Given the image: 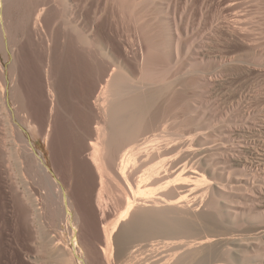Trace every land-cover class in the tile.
I'll return each mask as SVG.
<instances>
[{
    "label": "bare ground",
    "instance_id": "bare-ground-1",
    "mask_svg": "<svg viewBox=\"0 0 264 264\" xmlns=\"http://www.w3.org/2000/svg\"><path fill=\"white\" fill-rule=\"evenodd\" d=\"M247 21V0H0V74L4 76L6 83L7 75L1 72V52L4 53V59L9 60V72H13L17 69L18 61L13 41L20 40L19 47H24V38L28 41V49L35 55L38 66H42L41 69L38 67L40 74L52 73L62 83L70 77L73 83H81L83 86L81 94L76 97L80 102L76 104H81L86 113L85 138L79 139L80 146L85 155L98 160L99 175L105 177L107 186L113 187L117 195L122 196H117L120 198L116 212L112 213L116 219L111 215V219H115H112V223L108 215L112 225L106 221L105 224L108 223L111 227L102 228L100 240L107 246L106 250L110 251L107 245L108 232L111 228L113 231V225L117 223L114 251L117 257H124L127 264L139 261L146 250L144 261L149 260L148 264H264V205L256 207L259 204L257 201L256 206L254 205L257 197L264 199V177L261 176L262 180H258L259 182L252 180L253 196L251 195L252 204L249 202V207L247 179L243 181V176L254 178L257 172L264 170L263 160H248V155L264 150V126L263 129H258V137H247V90L237 89L239 85L235 83L239 79L236 73L233 77L231 74V77L227 76L233 69L240 68L247 72V44L254 38L247 29ZM256 39V44H259L258 38ZM257 47L258 45L252 46L253 53L262 59V51ZM50 63L53 68L48 65ZM86 74L91 76L89 85H86L87 81L83 78ZM44 85L46 84L42 86ZM78 85L71 86L76 89ZM224 85H227L225 90ZM25 86L26 84L24 88H27ZM5 87L15 94V88H8V85ZM24 88L21 92V88L18 89L19 92L16 91L19 93L16 95L19 100L17 97L18 102L14 100L18 103L16 109L20 108L18 112L21 109L30 111L28 105L31 108V101L26 103L27 109L25 108L24 98L27 96L23 93ZM47 91L49 89L46 93ZM208 94H212V100L208 97L205 99ZM39 95H43L42 92ZM45 97L42 99L45 100ZM206 105L222 114L209 113V120L206 118L207 113L199 110ZM42 116L46 117L44 114ZM30 117L32 118L31 115ZM50 117L48 116L49 120ZM205 118L210 124L216 118L224 124L220 123L217 128H221H216V132L207 131L204 135L196 133L194 128ZM43 130L44 127L40 125V131ZM217 139H221L218 144L224 145L216 152L220 158L214 161L215 158L205 145ZM11 146L9 149L12 150ZM26 147L36 158L38 168L45 175L43 177L47 178L45 180L58 191L60 204L54 213L61 218L65 226L63 228L70 233L71 245H64L67 246L65 249L68 250V258L70 261L79 260L83 264L84 259L75 249L79 226L76 228L74 222L79 220V216L75 219L71 211V193L68 195L64 189L67 183L63 185V182L69 183L72 178H52L46 161L37 155L29 140ZM23 153L16 155L15 164L24 171L28 170L25 168L30 162H25L27 156ZM10 157L11 155L8 156L9 159ZM29 171L25 174H29ZM133 185L136 188L133 189ZM70 191L71 188L68 192ZM186 192L191 196L190 199L186 194L181 195ZM21 197L28 203L32 199L28 215H32L31 222L35 225L43 215L41 204L47 199L50 201L51 197L47 195L44 198L35 191H29L27 195L26 190L21 192ZM51 199L50 203L53 201ZM53 203L56 204L54 201ZM198 204L204 206L200 208L204 212L198 210ZM24 207L23 205V209ZM201 220L208 222L207 227L202 224L207 228L206 232L199 228L200 222L196 223ZM196 226L201 229V233ZM159 236L162 238L158 239ZM142 239L149 241L147 243L143 240L145 245L136 243ZM56 240L53 248L57 247V242L61 239ZM109 251L107 250L108 253ZM103 252L100 250L97 253L108 257L107 252ZM57 254L62 256L60 252ZM39 261L41 262L40 259Z\"/></svg>",
    "mask_w": 264,
    "mask_h": 264
},
{
    "label": "rangeland",
    "instance_id": "rangeland-1",
    "mask_svg": "<svg viewBox=\"0 0 264 264\" xmlns=\"http://www.w3.org/2000/svg\"><path fill=\"white\" fill-rule=\"evenodd\" d=\"M20 16L23 17V15H21V13H20ZM20 16H18V17H20ZM247 20H248L247 21V29L249 30V33H251L250 34L251 37L252 38L254 37L253 38L254 42L249 41V43L247 44V54H248L247 55V72L245 73L242 69L238 68V69H233V70L229 71L227 76L233 77L234 75L237 74L239 82H236L235 84L238 83L237 86L239 85L242 87H239V86L237 87L234 84L235 87H237V89L241 88L238 90H244V89H245V91L247 90V111H248L247 112V137H258V134H259L258 129H263V126H264L263 125L264 124V0H247ZM252 21H253L254 25L252 24ZM256 24H259L260 27ZM252 28H253V30H252ZM256 38H258L259 44H256V43H258ZM17 40L18 39H14L15 42L13 41L14 51L18 52V54H17L18 61L16 62V65H17L16 68L17 69L13 71V72H16V74L11 72L12 73V75H11V73L9 72L10 69H8V68H10L9 60L7 58L4 59V57H3L4 53L1 52V60H2V65H3V69L1 72L6 73L7 83L4 80V76H2L0 74V264H56V262H57V264H81V262H79V260H73L74 261V263H73V261H70V259L68 258L69 257L67 255L68 250L65 249L67 246L65 247L64 245H65V243H67L66 245H68V246L71 245L70 233L66 228H63V227H65L64 222H62L61 218L59 219L58 217H56L55 216L56 214L54 213V212H56L55 211L56 208L59 209V204H60L59 199H58L59 194L57 193L58 191L57 190L55 191V188H53L52 185L50 183H48V181L45 180L47 178L43 177L44 174L40 171V168H38L37 163H36L37 160H35L36 158L33 157L34 156L33 154H30L31 151L28 152L29 149H26V148H28V147H26L28 144V140H29V142H31V144L34 147L37 155H39L40 157H42L46 161L47 165L49 166L50 171L52 172L50 174L52 178H58L59 177L58 179L61 178L64 180V178L67 179L69 176L70 179L72 178V180H73V181L70 180L69 183L67 181H65V183L63 182V185L67 183V185H64V189L68 195H70V193H71L69 198H70V200L72 199L71 211L74 213L75 219H78L76 216H79V220H77V222L76 221L74 222L76 228L79 226L77 228V231H79L78 235L80 237L79 238L77 236V240H76L77 243L75 245V249H76L77 254L79 256L81 255L82 258L84 259L83 264H107V263L108 264H125V263L127 264V261H125V258L124 257L120 258V256L117 257V255L114 251L116 248V244H115V240H114V233L116 230L115 227L118 226L117 223H116V225H113L114 226L113 231H112V228L110 229V231L112 233H109L110 231L108 232V234H109L108 239L112 243L111 244L109 242V240H108V242L110 244L107 242L108 248H110V251H109V249H107L109 251V253L106 250L107 246L103 242H101V240H100L101 239L100 237H102V228L106 226L105 228L109 229L111 227L108 224V223H110V220L113 223L114 222L113 220L116 219V217L114 215H112V213L114 214L116 212L115 210H116V207L118 204L117 202L119 201L118 199L122 196L120 194L117 195V192L115 191V189H113V187H110L109 185L107 186V184L105 183V179H104L105 177L102 176L101 174H100L101 176L99 175L100 171L98 170L99 169L98 160L94 157H92V159H91V156H89L88 154L85 155V153L83 152L84 150H82V148L80 146V142H81L80 140L85 138V133H84L85 132L84 131L85 130V120H84V117H85L84 113L85 112L82 109L81 104H76L79 102L78 98H76V97H78L81 94V92L83 90L82 89L83 86L81 83L79 84V83L74 82L75 83L74 84L72 82L73 80L70 77L67 79H69V80L71 79V81H68L67 79H65L62 83V82H59L57 80V78H55V76L53 77L52 73L49 75H46L45 73L40 74L38 71L42 68V66H40V65L38 66V63L35 59V55L33 54V52L30 49H28V45H27L28 41L27 40L25 41L23 38L22 42H24V47H19V44H20L19 41L20 40H18V41ZM250 42H252V43H250ZM253 45H258V47L256 49L262 51V54H261V56L263 57L262 59L260 58V56L254 55L253 49H252ZM17 47H19L20 49L18 50ZM30 54L32 56H29ZM21 58H23V59L21 60ZM26 58H27V61H26ZM24 63H25V67H24ZM48 65L51 66V68L54 67L51 63ZM20 66H22V67H20ZM49 66H48V69L52 70ZM237 71H238V73H237ZM18 73H20L21 75L19 76ZM243 73H244V75H243ZM38 74L40 75V77ZM230 74H231V76H230ZM239 74H241V75H239ZM45 75H46V77H45ZM50 75H51V79H50ZM89 76H90V74L89 75L86 74L83 76L85 82L87 81L86 85H89V83L91 82V80H90L91 76H90V78H89ZM14 78L17 81H15ZM18 78H20V79H18ZM46 78H47V80H46ZM244 79L246 82L245 81L242 82V80H244ZM49 80H50V82H48ZM21 81H23V82H21ZM71 83H73V84H71ZM12 84L13 85L16 84L17 86L16 85L13 86ZM25 84H26L25 87H27V88H24ZM43 84H46V85L42 86ZM47 84H49L48 86H50V88L51 87L52 88L50 89L47 86ZM245 84H247V86ZM6 85L9 86L8 88H10L12 85L11 88H15V90H13V92H15V94H12V91H10V89L6 90V87H5ZM71 85H73V86L78 85V86H76V89L77 88H79V89L76 90L75 87H73ZM226 86L224 85V87H223L224 90H225ZM244 86H245V88H243ZM16 87H17V89H16ZM20 88H21L20 92L22 91V88H24L23 93L27 96V97H25L26 99L24 98V100H26L25 101V108L27 109V107H29L28 109H30V111L24 110L25 111L24 112L21 109V111L18 112L20 110V108H19V110L16 109V108H18L17 102L19 100V96L17 97L16 95H19L18 89H20ZM46 88L49 89V91H47L48 93H50V90H51V93H53V94L50 93L51 94L50 95V94L46 93V90H47ZM70 88H71V90L73 88V91H71ZM25 89H26V91H25ZM16 91H18V92H16ZM53 91H57L58 93L53 92ZM41 92L43 95H39ZM9 93H11V94H9ZM45 96H47V98ZM210 96L212 97V94H208L207 96H205V99L209 98L210 100H212V98ZM15 97H17L18 100ZM43 97H45L46 99L43 100L44 99ZM54 98H56V100ZM68 98H69V100H68ZM74 98H76V99H74ZM14 99H16L17 102ZM50 99L51 100L53 99V101H48ZM54 100L56 101V103ZM15 102L17 103V105ZM29 102L31 103L30 104L31 108L33 106L32 111H34V112L31 111V108L29 105L28 106L26 105V103L29 104ZM49 103L52 104L51 107H50ZM72 103H73V105H71ZM42 106H43V108H42ZM205 107H207V105L204 106L203 108H200L199 110L206 112L207 116H208L206 118H208V119L211 118L208 115L209 113L217 114V115L222 114L221 112L214 111L209 106L207 107V109H205ZM35 108H36V111H35ZM28 111L30 112L29 114H28ZM31 113H33V115ZM41 114L46 115V117L44 116L45 117L44 118ZM30 115L32 116V118L30 117ZM22 116H23V118H22ZM48 116L49 117L52 116V117H50V120H49ZM53 118H55V120ZM206 118L201 119L200 123H198V126H196L194 128V131L196 133L204 135L203 133H205L207 131H209V132L214 131L217 128V126L220 125V123L222 125L224 124L223 121L220 120L219 118H216V121L210 124V122L205 121ZM32 119H34V120H32ZM51 119L54 121H52ZM219 120H220V122H219ZM47 122H49V125L47 124ZM203 123H205V124H203ZM44 124H46V125H44ZM40 125H42L45 129V130H43V132L40 131ZM207 128H208V130H206ZM220 128H221V126L218 127L217 129H220ZM216 130H215V132H216ZM200 131H201V133H200ZM219 131H221V130H219ZM222 131H224L223 127H222ZM50 132H52V133H50ZM80 133H82V134H80ZM6 138H7V140H6ZM11 139H13V140H11ZM211 142H209V144L205 145L206 146L205 148H207V150L212 155V157L215 158L214 159V161H215L216 159H218V157L220 158V155L216 152H219L224 144L223 143L218 144L219 142L221 143V139H217L216 141L213 140ZM9 143H11V144H9ZM15 144H17L19 146L15 145ZM4 145H5V147H4ZM9 145L10 146L12 145L11 146L12 150L9 149V147H10ZM58 146H59V148H58ZM6 147L8 148V150L6 149ZM14 149H15V151H13ZM17 149L18 150L21 149V150H19L20 152ZM22 150H23V152H25L27 157L32 155L29 158L26 157L25 162H28L27 164H29V162H30L31 166L26 164L27 167L25 169H28V170H24V171L22 169H20V167L18 168V164H15V163H17L16 155L20 156V154H24L23 152H21ZM258 151L259 152L261 151V152L259 153ZM258 151L252 155H248L249 156L248 160H251V161H254V160L255 161L256 160L262 161L263 160L262 162H264V153H263L264 150L261 149ZM7 152H10V153H7ZM13 153L15 154V157H14ZM28 153H29V155H28ZM261 153H263V154H261ZM9 155H11L10 159L8 158ZM12 155H13L14 159L12 158ZM84 155L86 156L85 158H84ZM214 155H215V157H214ZM82 160H84V161H82ZM92 160H94V161H92ZM11 167H12V169H11ZM31 168H32V170H31ZM63 168H65V169H63ZM29 170H31V171H29ZM34 170H35V172H34ZM27 171H29L28 173L30 175L25 174V172H27ZM87 171H89V172H87ZM41 174H42V176H41ZM263 174H264V170L263 171L260 170V172H257V175H256V177L258 176V178H256V177L251 178V177H249V175H247L248 178H244V176H243V181L247 179V184H248L247 185V192H246L247 197H248V199H247L248 203L250 202L252 204V201L250 200V198H252V196H253V193H252L253 181L259 182L260 180H262L261 176L264 177ZM70 175H72V176H70ZM34 176H36V177H34ZM94 176H95V178H94ZM102 177H103V179H102ZM43 178H44V180H43ZM240 179L242 180V178H240ZM249 179H250V182H249ZM92 180H94V181H92ZM39 181L41 183H38ZM98 182H99V184H98ZM49 185H51V186H49ZM98 185L100 186V188L102 187V190L99 191L100 188ZM249 185H250V187H249ZM42 187H44V189H46V190H44ZM38 188H39V190H38ZM70 188H71V191L68 192L70 190ZM105 188H106V190H105ZM110 188L112 190H110ZM125 188H127L126 189L127 191H130V189H128L127 186ZM132 188L134 189L136 187L134 186ZM23 189L27 191V195H28L29 191H35L44 198H46L47 195H50V197L53 198V201L56 202V204H54L53 201H52V203H50V201L52 200L50 198V201H49V199H47L46 202L44 201L46 204L45 203L41 204V206L43 207V210H44L43 211L41 209V211L43 212V215L45 214V216L42 215V217L40 219L41 221L35 223L36 226L34 224H32L34 222H31V220H32L31 216L32 215L31 216L28 215V212L30 213L31 208H32L31 207L32 206L31 205L32 199L29 200V203H28V201L26 202L25 200H23V197H21V192L24 191ZM49 189H51L52 191L54 190V192H52ZM97 189H98V191H97ZM103 190H104V192H103ZM42 191H44V192H42ZM49 191L51 193H49ZM127 191H125V192L127 193ZM95 193H97V195ZM100 193H101V195H100ZM198 193H199V191H197V194ZM128 194L131 196V192H129ZM183 194L188 195L187 192L181 193V195H183ZM54 195H55V197H53ZM82 195H83V197H82ZM92 196H93V198H91ZM117 196H120V197H117ZM189 197H191V196L188 195L187 198L190 199ZM26 198H27V196H26ZM54 199H58V201H55ZM260 200H262V201L260 202ZM84 201H85V204L87 203L88 205L87 204L85 205L83 203ZM256 201L260 205L256 204ZM185 202H182V203H185ZM254 202H255L254 205L255 204L257 205V206L255 205L256 207H260V206L264 205V199H261L260 197L259 198L257 197V199ZM189 203H190V201H189ZM248 203H247V205H248L247 207H249V205H251L250 203L249 204ZM240 204L243 205L242 203H240ZM23 205L25 206L24 209H23ZM50 205L53 207H50ZM202 206L203 205L198 204L197 207H198L199 211L201 210L200 208H202ZM112 207H114V208H112ZM53 209H54V211H53ZM195 209H196V211H198L197 208H195ZM27 210H29V211H27ZM111 210H113V211H111ZM203 210L204 209H202L201 211H203ZM206 210H205V212H206ZM103 211H104V214H101V213H103ZM199 211H198V213H199ZM98 214H100V215H98ZM46 215H47V217H46ZM96 215H97V217H96ZM108 215H109L110 220L108 219ZM111 215L115 219L112 218L113 219L112 220ZM195 215L196 214H194L193 216L195 217ZM99 216L101 218H98ZM193 216H190V217L192 218ZM55 217L59 220L55 219ZM195 218H197V217H195ZM192 219L194 220V218H192ZM106 221L108 222L107 223L108 225L105 224ZM199 222H200V224H198ZM201 222H202V220L196 221V223L199 225V228H202L204 230L205 226L206 227L208 226V224H207L208 222H206V221H203L202 223ZM112 223H110V225H112ZM203 223L205 225V226L203 225L204 227L202 226ZM197 226H196V228L198 229ZM34 229H35V231H34ZM197 229H196V231H197ZM206 229L204 230V232H206ZM39 230H40V232H39ZM200 230L198 229L199 233H201ZM84 233H86V234L84 235ZM52 234H53V236H52ZM202 234H204L203 231H202ZM262 235L264 236V233ZM95 236H97L98 238L96 239ZM198 236H201V235H198ZM54 237H57V238H54ZM85 237L87 238V240ZM194 237H197V236H194ZM157 238L160 239L162 237L159 236ZM157 238H152V239H157ZM188 238H191V237H188ZM188 238H186V239H188ZM52 239H54V241H52ZM56 239H61L60 241L57 242L59 247L57 245V247L53 248L54 243L57 241ZM96 240L97 241L100 240V241L97 242ZM143 240L145 241V239H142V240L136 241V243L139 242V244L141 243L140 245H143L144 244ZM148 241L149 240L147 239L145 242L148 243ZM42 247L44 249L47 247L48 249L47 248H46V250L41 249ZM58 248H60V250ZM146 248H147V246H146ZM97 250L99 252L101 250V253L105 250L107 252L106 256H108V257L100 255L99 253H97L98 252ZM95 251H97V252L95 253ZM147 251L148 250H146V252L144 253V256L147 254ZM59 252L61 253L62 256H59L60 254H57ZM56 254L58 255V257H55V256H57ZM144 256L141 255L142 258L139 261L134 260L135 263H134V261H132L131 264H140V263L146 264L149 260L147 262H145L146 260L144 261ZM38 258L41 260V262L39 261ZM48 258H50V259H48ZM59 258H63L62 259L63 261L58 260ZM35 259L38 260L39 263H37L38 261H36ZM107 259H108V262H107ZM42 260H43V262H42ZM54 260H56V261L54 262ZM100 261H101V263H100ZM149 264H150V262H149Z\"/></svg>",
    "mask_w": 264,
    "mask_h": 264
}]
</instances>
